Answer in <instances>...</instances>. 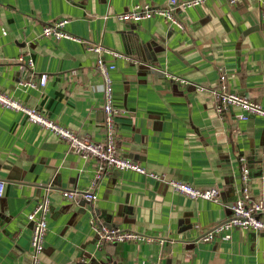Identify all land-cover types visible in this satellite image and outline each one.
<instances>
[{"label": "crops", "instance_id": "crops-1", "mask_svg": "<svg viewBox=\"0 0 264 264\" xmlns=\"http://www.w3.org/2000/svg\"><path fill=\"white\" fill-rule=\"evenodd\" d=\"M184 1V0H183ZM169 0H0V92L35 108L94 143L105 140L103 78L97 62L114 65V107L119 152L166 179L221 190V201L190 200L167 181L111 171L92 182L99 162L84 160L52 132L22 112L0 107V264H28L32 226L27 215L51 200L40 264H264V232L235 231L230 240L201 237L232 215L241 186L240 157L251 172L255 200L263 201L264 118L240 121L239 109L221 118L213 97L168 77L216 88L227 75L231 92L264 108V0H207L182 11L184 33L164 18L126 23L118 16L134 5L168 6ZM67 19L79 41L42 38L46 24ZM145 44L150 59L137 51ZM137 39V40H138ZM91 44L121 53L96 54ZM33 60L27 68L16 62ZM132 60L138 62L133 63ZM45 87L24 88L21 81ZM97 201L81 213L82 193ZM63 191L76 192L70 201ZM106 224L163 238L165 244L126 243L98 249L91 212ZM112 228V227H111Z\"/></svg>", "mask_w": 264, "mask_h": 264}, {"label": "built area", "instance_id": "built-area-1", "mask_svg": "<svg viewBox=\"0 0 264 264\" xmlns=\"http://www.w3.org/2000/svg\"><path fill=\"white\" fill-rule=\"evenodd\" d=\"M261 2L262 0H255ZM207 2V0H169L166 8L153 7L150 4H136L133 8L121 15L118 18L126 23H139L153 18H164L172 26H175L182 32H186L187 28L180 18L182 11L193 7H198ZM239 0H230L232 5H235ZM67 19L57 20L48 23L44 26L42 38H49L55 41L63 39L71 41H79V39L66 31ZM89 50L102 55L104 53L113 54L114 57H121L131 60L129 57L113 52L105 48L102 44H91ZM1 61V56H0ZM23 67L32 68L33 60L25 59L23 55L16 59ZM133 63L137 64L135 60ZM98 70L103 78V112L104 122L103 129L105 140L102 143H94L88 137L71 131L61 125L55 123L50 118L35 108L25 106L22 102L12 98L6 93L0 92V107L24 113L28 121L46 129L55 134L61 141L68 144L71 151L80 155L84 160L96 159L99 162V167L96 171L92 182V188L97 189L99 183L111 171H131L150 179L157 181H167L168 185L177 193L183 195L190 200H207L214 203L221 201L222 192L217 187L198 188L189 183H185L176 179H166L165 176L147 170L139 163L125 158L119 152V145L117 140V124L116 117L120 115L121 111L114 107L113 100V81L111 72L115 69L114 65H108L102 58L97 62ZM219 85L216 88L207 87L204 85L191 83L184 78L168 75L169 78L176 82L187 86H193L199 93H208L213 97L215 103V110L217 114L224 118L227 113L233 109H239L241 113L237 116L240 121H248L251 118H264V108L256 101L248 97L231 92L227 85V75L221 71L219 73ZM48 75L42 74L38 82L35 81H21L19 84L24 88L39 89L46 86ZM241 162V186L237 191V198L232 206V215L230 218L216 224L210 231L201 237L203 242H212L216 238L228 241L235 231H253L264 232V203L263 201L255 200L252 189L250 187L251 172L247 166L244 157L239 158ZM263 193H264V175ZM5 184L0 181V198L4 196ZM96 191L85 190L82 193L84 201L91 203L97 201L98 196ZM63 197L73 201L76 198V192L63 191ZM52 205L48 196L43 197L36 205L34 210L27 215V220L32 226L31 236V256L28 264H40V256L45 251V239L48 233V218L51 214ZM91 226L96 236V244L98 249H103L107 245H122L126 243H142L154 244L158 243L162 246L165 244L163 238L154 237L146 233L125 230L120 227H109L104 224L101 219H98L95 212H91ZM77 264H89L88 261L81 260Z\"/></svg>", "mask_w": 264, "mask_h": 264}, {"label": "water", "instance_id": "water-1", "mask_svg": "<svg viewBox=\"0 0 264 264\" xmlns=\"http://www.w3.org/2000/svg\"><path fill=\"white\" fill-rule=\"evenodd\" d=\"M137 39H136V41L138 42L137 43V51H138V53H140V55L142 56V58L144 60L150 59V56L148 54V51L146 49L145 44L142 43V41H140L139 39L138 40ZM87 204H90V202L84 201L80 205L81 206L82 215H85L86 212H87V210H86ZM121 219H122V217L117 216L115 218H112L109 222L107 221L106 223H108L109 227H116V226L121 224V221H122Z\"/></svg>", "mask_w": 264, "mask_h": 264}]
</instances>
